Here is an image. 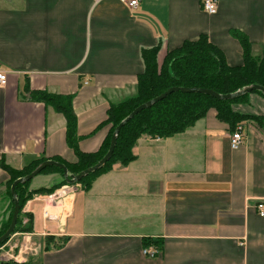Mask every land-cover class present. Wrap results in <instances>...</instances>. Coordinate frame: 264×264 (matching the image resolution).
<instances>
[{
    "label": "crops",
    "instance_id": "obj_1",
    "mask_svg": "<svg viewBox=\"0 0 264 264\" xmlns=\"http://www.w3.org/2000/svg\"><path fill=\"white\" fill-rule=\"evenodd\" d=\"M202 1L140 0L129 10L120 0H0V64L9 72L0 88V162L21 170L34 159L76 161L63 116L30 101L25 87L73 96L78 150L93 153L108 133L109 106L136 93L144 50L158 46L161 64L205 35L239 66L238 32L252 57L264 54V0H216L214 15ZM232 110L263 116L264 98L251 93ZM240 126L242 143L231 150L232 132L211 109L180 134L140 137L135 159L114 164L89 190L63 186L56 204L52 196L27 201L30 237L63 245L0 264H264V218L254 208L264 201V122ZM7 181L0 168V230L13 210ZM41 187L30 182L29 190ZM147 238L162 240L152 259L142 254Z\"/></svg>",
    "mask_w": 264,
    "mask_h": 264
},
{
    "label": "trees",
    "instance_id": "obj_2",
    "mask_svg": "<svg viewBox=\"0 0 264 264\" xmlns=\"http://www.w3.org/2000/svg\"><path fill=\"white\" fill-rule=\"evenodd\" d=\"M233 35L242 48V64L239 66L228 65L222 51L210 43L205 35L199 36L194 41H185L180 47L166 52L161 64L157 62L158 46L144 50L141 53L143 71L137 77L136 93L131 98L109 106L106 111V119L101 124L102 126H109L108 133L99 149L93 153H82L78 150L79 137L77 136V122L72 107L73 96L52 95L44 91L32 92L28 87H25V92L30 101L51 107L65 120L66 144L75 154L76 161L69 164L56 158L51 160L62 164L68 175H77L94 166L107 153L116 126L135 108L170 88L208 89L220 95L232 94L252 85L264 88V54L261 57H252L251 45L246 37L238 32H233ZM253 93L264 98L260 92ZM248 96L249 94H245L232 100H216L203 94L171 93L150 108L141 111L121 127L116 137L113 153L107 163L99 170L79 180L77 184L81 186V190H89L93 180L110 171L114 164L126 166L135 159L131 150L140 137L164 139L180 134L204 118L211 109L215 111L216 119L227 125L230 133L234 132L243 121H254L258 125L262 124L264 115L260 117L242 115L232 110L233 105L246 104ZM45 161L42 158L34 159L21 170H14L0 162V168L8 175V188L10 189L14 181L30 174ZM49 174L58 175L61 179L60 183L48 189L29 190L31 181L15 187L19 212L13 234L32 233V217L22 212L27 201L37 195H50L62 186L69 185L64 180L62 171L58 168L47 167L39 175ZM23 218L27 219L25 224H22ZM9 223L10 219L0 230V236L8 229ZM5 243L6 241L1 243L0 247ZM62 245L63 243L59 247ZM48 247L46 246L45 249L47 250ZM142 247H152L160 252L162 240L143 239Z\"/></svg>",
    "mask_w": 264,
    "mask_h": 264
},
{
    "label": "water",
    "instance_id": "obj_3",
    "mask_svg": "<svg viewBox=\"0 0 264 264\" xmlns=\"http://www.w3.org/2000/svg\"><path fill=\"white\" fill-rule=\"evenodd\" d=\"M174 92L203 94V95H207L211 98H214L216 100H232L234 98L240 97V96L245 95V94H250L253 92H260L264 96V88L261 86H257V85L245 87L242 90H239L235 93L226 94V95H220V94H217V93H215L211 90H208V89L170 88V89L166 90L165 92H163L161 95L149 100L148 102H146L144 104H141L140 106L135 108L124 120H122L116 126V128L114 129L113 134L111 136L109 149H108L107 153L94 166L81 171L77 175H68L66 168L62 164L54 162L52 160H47V161L41 163L38 167H36L30 174L14 181L10 187V193H11V197H12V201H13L12 216H11L10 225H9L8 229L5 231V233L2 236H0V244L7 241L12 236L14 228L16 226L17 216H18V212H19V206H18V202H17L16 196H15V187L17 185L24 184L26 182L31 181L33 178L38 176L43 169H45L47 167H55V168L60 169L62 171L63 178L67 182V184L76 185L77 182H79V180H81L82 178H84V177L94 173L95 171L99 170L100 168H102L105 165V163H107V161L110 159V157L113 153V150H114V147L116 144V137H117V134H118L119 130L121 129V127H123L130 119H132L134 116L139 114L141 111L150 108L152 105L163 100L165 97H167L168 95H170L171 93H174Z\"/></svg>",
    "mask_w": 264,
    "mask_h": 264
},
{
    "label": "built area",
    "instance_id": "obj_4",
    "mask_svg": "<svg viewBox=\"0 0 264 264\" xmlns=\"http://www.w3.org/2000/svg\"><path fill=\"white\" fill-rule=\"evenodd\" d=\"M121 3H123L129 10H135L140 0H120ZM202 10L206 12L209 15H214L216 13V0H203L202 1ZM8 71H6L0 64V88L5 87L7 83V76ZM242 143V128L241 126H237L234 132H232L229 135V147L231 150H237ZM255 212L256 214L264 218V201H259L255 205ZM22 222H26V220H23ZM17 235V234H16ZM19 236L24 237L26 240V243L29 240L30 235L29 234H18ZM14 234L6 241V243L0 247V263L1 262H13L16 263L18 261L26 262L27 255L29 254H35L38 252V249L36 248H29L26 245H21L17 249V245L10 244ZM142 254L148 258H155L158 256L159 251L152 247H147L142 249Z\"/></svg>",
    "mask_w": 264,
    "mask_h": 264
},
{
    "label": "rangeland",
    "instance_id": "obj_5",
    "mask_svg": "<svg viewBox=\"0 0 264 264\" xmlns=\"http://www.w3.org/2000/svg\"><path fill=\"white\" fill-rule=\"evenodd\" d=\"M44 178H45L44 175H38V176H36L35 178L32 179L31 185L33 187L36 186V185H42L44 187H41V188H47L48 189V188H51V187L59 184L60 183V180H61L59 178V181H56V182L55 181H51L50 182L48 180H43ZM64 186H66V187L69 186V188H67L66 190L67 191H70L71 193H75L76 191L82 189L79 184H76V185H64ZM61 188L55 190L50 195H37L35 197H39L40 196V197H47L48 198V197H51L52 196L53 197V201L52 202L54 204H56L59 201L60 196H61V193H58V192H61V190H60ZM23 214H26V213L23 212ZM23 220H26V222H27V219L26 218H23L22 221ZM26 222H23L22 224H25ZM23 234L26 235V234H30V233L23 232ZM52 240H53L52 238H48V237L47 238H33V237L31 238V237H29V240L26 243V240L24 239V237H16V238L12 239V241H11L10 244H14L15 243L17 245V249L21 245H26L29 248H33V249L36 248V249H38V251L39 250L42 251L43 248H44V246H49V247H51L53 249V248H57V247H59L61 245V242L59 244V241H55L54 242ZM29 256L31 257V255L28 254L27 257H29Z\"/></svg>",
    "mask_w": 264,
    "mask_h": 264
}]
</instances>
